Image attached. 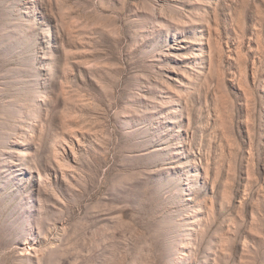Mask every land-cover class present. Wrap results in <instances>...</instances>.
<instances>
[{"label":"rangeland","instance_id":"obj_1","mask_svg":"<svg viewBox=\"0 0 264 264\" xmlns=\"http://www.w3.org/2000/svg\"><path fill=\"white\" fill-rule=\"evenodd\" d=\"M0 264H264V0H0Z\"/></svg>","mask_w":264,"mask_h":264}]
</instances>
